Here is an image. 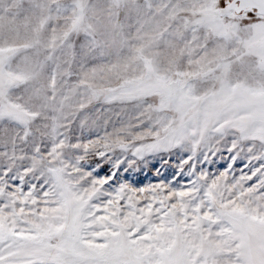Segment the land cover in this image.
<instances>
[{"label":"snow or ice","instance_id":"1","mask_svg":"<svg viewBox=\"0 0 264 264\" xmlns=\"http://www.w3.org/2000/svg\"><path fill=\"white\" fill-rule=\"evenodd\" d=\"M0 264H264V0H0Z\"/></svg>","mask_w":264,"mask_h":264},{"label":"rangeland","instance_id":"2","mask_svg":"<svg viewBox=\"0 0 264 264\" xmlns=\"http://www.w3.org/2000/svg\"><path fill=\"white\" fill-rule=\"evenodd\" d=\"M222 167H223V162H218L217 165L212 166V170L215 171V170H217V168H222ZM169 175H170V172L164 173V176H169ZM158 179H160V178L157 177L155 175V173L146 172V173L141 175L140 184L141 185H147L148 183H155L158 181Z\"/></svg>","mask_w":264,"mask_h":264}]
</instances>
